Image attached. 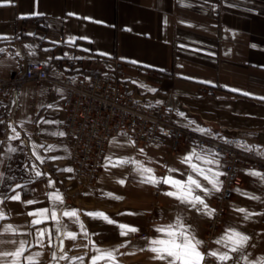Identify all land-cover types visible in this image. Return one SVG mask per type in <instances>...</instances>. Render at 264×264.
<instances>
[{"label":"crops","instance_id":"crops-1","mask_svg":"<svg viewBox=\"0 0 264 264\" xmlns=\"http://www.w3.org/2000/svg\"><path fill=\"white\" fill-rule=\"evenodd\" d=\"M0 5V54L5 52L0 56V74L4 78L22 73L28 60L41 63L52 80L83 72L110 74L112 61L118 60L126 65L121 81L125 91L155 105H164L171 97L176 105L173 118L180 126L200 134L196 129H203L204 136L264 158V0H0ZM33 19L40 20L43 28L37 29ZM94 58L101 61L96 64ZM201 87L215 88V93L204 95ZM63 95L50 82H23L0 105V211L6 217L0 220V240L26 241L24 256H35L38 264H91L99 255L97 248L115 256L114 261L99 264H164L153 258L149 242L162 238L155 229L174 223L179 214L203 241L202 252L228 251L215 241L235 230L249 240L242 252H229L233 259L227 264H245L244 256L249 262L264 260V228L259 226L264 180L249 174L263 172L238 170L241 185L233 190L223 224L212 236V216L164 195L172 190L168 185H159L162 188L155 197L158 187L139 183L141 177L132 164L112 167L109 163V158L135 160L152 168L157 177L186 180L195 174L181 160L195 149L218 160L220 167L194 163L225 173V162L208 148L183 147L174 154L155 146L135 147L126 136H116L109 141L97 184L79 193L64 141ZM17 133L18 139L14 138ZM169 168L177 171L169 172ZM121 179L124 185L118 183ZM201 183L211 189L202 178ZM57 192L64 199L60 207L79 210L89 233L85 237L71 225L78 239L65 240L64 252L55 235L51 247L47 237L38 246L37 228L52 230L55 224L49 220L33 227L34 217L28 215L50 208L49 196ZM17 194L21 199L12 200ZM219 194L205 197L210 209L215 210ZM30 200L36 203L30 205ZM91 212H102L115 223L84 215ZM64 221L68 222L66 217ZM9 225L15 235L5 232ZM117 225L138 231L120 236ZM17 246L5 243L0 250ZM62 255L69 259H60ZM204 264L218 262L207 257Z\"/></svg>","mask_w":264,"mask_h":264},{"label":"built area","instance_id":"built-area-1","mask_svg":"<svg viewBox=\"0 0 264 264\" xmlns=\"http://www.w3.org/2000/svg\"><path fill=\"white\" fill-rule=\"evenodd\" d=\"M3 55L5 52L0 54ZM100 61L93 59L96 64ZM112 65L110 74L83 72L52 80L41 63L28 60L22 73H13L7 78L0 74V105L9 101L16 86L23 82H50L63 90L64 141L79 193L97 184L109 141L116 136H126L135 147L155 146L174 154L183 147L210 149L225 162L222 187L209 225V236L214 235L223 224L233 190L241 185L238 170L254 168L264 173V158L180 126L173 118L176 105L171 97L164 105H155L128 93L121 82L126 65L118 60H113ZM200 92L213 95L215 88L201 87ZM161 188L154 191L155 197ZM75 198L76 194L71 195L72 200ZM259 226L264 228V206Z\"/></svg>","mask_w":264,"mask_h":264},{"label":"snow or ice","instance_id":"snow-or-ice-1","mask_svg":"<svg viewBox=\"0 0 264 264\" xmlns=\"http://www.w3.org/2000/svg\"><path fill=\"white\" fill-rule=\"evenodd\" d=\"M2 6V5H0ZM248 95L247 93H244ZM179 115L183 116L182 113ZM193 123L189 121V124ZM204 134L203 129H196ZM15 131V130H14ZM63 135V133H60ZM19 138L17 133L14 137ZM10 151H15V149H10ZM143 153V149L140 150ZM199 161L203 164H215L217 168L220 167L219 161L216 159H210L208 155H202L193 149L188 155L182 158L181 163L188 166L191 169V172L195 175H187L186 180H178L172 176H165L163 178L157 177L152 168L145 167L135 160H117L112 161L109 158V163L112 167H123L127 164L133 165V171L141 177L139 183L149 184L154 187H158L161 184L168 185L170 191H165L163 194L176 199L180 204L184 205L185 208H191L197 211L202 212L203 215L208 216L209 218L214 214V209H210L208 204L205 201V197L211 196L214 192H219L222 187V181L220 177L225 175V173L220 171H213L212 168H201L199 164L194 163L193 161ZM109 165H105L107 168ZM70 171V170H69ZM169 172H176V169L169 168ZM250 175H255L260 179L264 180V175L260 173H249ZM37 176H40L41 173L37 172ZM201 178L204 181H207L211 185V189L206 187L201 183ZM119 184L124 185L125 181L123 179L118 181ZM51 186V184L49 185ZM18 187H20L18 185ZM15 191V189L13 190ZM203 193V195L197 194ZM111 196V194H109ZM115 199H121V197H113ZM12 200L19 201L21 199L20 195L17 194L11 197ZM49 199L52 202V206L45 207L36 212H29L28 215L34 217L31 220V225L37 227L46 221H52L55 224V228L50 230L48 228H37L36 238L38 246H43L45 237L48 239V246H52V240L55 235V238L60 241V251L64 252V241H76L78 239V233L71 229V225H75L80 229V233L85 237H88L89 233L85 227L83 221L80 219V212L76 209H67L61 208L60 206L64 204V199L61 194L54 193L49 196ZM3 201L0 200V204ZM28 204H34L36 201L30 200L27 201ZM239 211L244 212V209H239ZM133 213H128L132 215ZM84 215L91 217L94 220H102L108 224H114L110 217L105 215L102 212H91L84 213ZM67 218L68 222L65 223L64 218ZM5 215L0 211V220L5 219ZM247 218V217H245ZM120 229V236H127L129 233H135L138 231L137 228L131 227L129 225H117ZM155 231L161 234L162 238L152 239L149 243L151 244L150 251L154 253L153 258L159 261H163L164 264H204V261L207 257L214 258L218 264H227L228 260L233 259L229 255V252L236 253L242 252L247 246L249 237L231 230L227 232L215 243L220 244L222 247L226 248L228 251L219 252V251H210L204 253L201 251V246L203 241L196 238L194 230L190 225H186L184 218L181 215H177L174 223H169L168 225H161L155 229ZM5 232L16 234V230L12 228L11 225L7 226ZM3 235V233H0ZM63 237V239H61ZM5 243L18 244V246L11 251L0 250V264H21V260L25 261V264H38V260L35 256H24V253L28 251L26 247V241H4L0 240V249L3 248ZM99 255L92 258L91 264H99L100 260H115L113 252L106 251L101 252L100 249H95ZM38 255V254H37ZM11 258V259H9ZM52 258L56 259V254L53 253ZM60 259L68 260L69 257L62 255ZM245 264H264V260L252 261L249 262L247 256L243 257Z\"/></svg>","mask_w":264,"mask_h":264},{"label":"trees","instance_id":"trees-1","mask_svg":"<svg viewBox=\"0 0 264 264\" xmlns=\"http://www.w3.org/2000/svg\"><path fill=\"white\" fill-rule=\"evenodd\" d=\"M26 22H28V21L26 20L23 23H26ZM32 24L35 25L37 27V29H39V30L43 28V25L41 24L40 20H38V19H33Z\"/></svg>","mask_w":264,"mask_h":264}]
</instances>
